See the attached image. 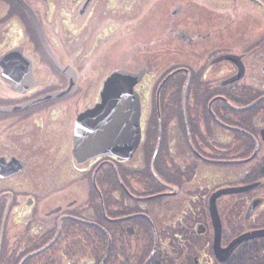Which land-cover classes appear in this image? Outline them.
I'll list each match as a JSON object with an SVG mask.
<instances>
[{"label": "flooded vegetation", "instance_id": "af4514ba", "mask_svg": "<svg viewBox=\"0 0 264 264\" xmlns=\"http://www.w3.org/2000/svg\"><path fill=\"white\" fill-rule=\"evenodd\" d=\"M0 264H264V0H0Z\"/></svg>", "mask_w": 264, "mask_h": 264}, {"label": "water", "instance_id": "95a60500", "mask_svg": "<svg viewBox=\"0 0 264 264\" xmlns=\"http://www.w3.org/2000/svg\"><path fill=\"white\" fill-rule=\"evenodd\" d=\"M19 1L23 2V0H19ZM122 72L123 71L114 72L110 77H108V79L104 83V89L105 90H108L109 85L111 84V82L113 80H115L116 77L119 76V74H122ZM67 91H69V89H67L65 91L64 90L63 91H58V92H55L53 94H50L49 97L62 96V95L67 94L68 93ZM129 92H130V90H129ZM103 104H104L103 102L101 104H97L95 107H93L89 111H87L85 113V116H87L88 114H90V115L91 114H94V112L97 111L101 106H103ZM132 105H133V122H134L135 134L132 137V142H131L130 146L127 147L124 152L121 151V150H119L120 156H123L125 158L131 157V155L133 154V152L135 151V149H136V147L138 145V141H139V138H140V136H139V129H138V126H137V124H138V115H139V105H138V101L137 100H133V104ZM158 121H159V126L158 127H159V133H160V126H161L160 125V116L158 117ZM106 137H109V136H106ZM106 139H108V138H106ZM159 141H160V134L158 135L157 143H156V146H155V149H154V152H153V155H152V159H151V164H150L151 165L152 172L154 173L155 176H156V174H155L154 169H153V162H154L155 156L157 154ZM106 151H108V150H106ZM101 152H105V150H102ZM128 194H130V193L128 192ZM127 217L128 216L121 217V218H118V220L125 219ZM250 235H254V234H250ZM244 237H247V236L245 235ZM155 240H157L156 233H155Z\"/></svg>", "mask_w": 264, "mask_h": 264}, {"label": "rangeland", "instance_id": "374dc122", "mask_svg": "<svg viewBox=\"0 0 264 264\" xmlns=\"http://www.w3.org/2000/svg\"><path fill=\"white\" fill-rule=\"evenodd\" d=\"M171 123H176V121L174 120V122H173V120L171 121ZM171 123H169L168 121L166 122V125H165V127H174V124H171ZM170 125V126H169ZM162 127V126H161ZM154 128H156V126L154 127ZM153 136H151V138H152ZM155 138H156V136H155ZM148 153H149V151L147 152V154H146V159H148L149 157V160H148V162H146V163H149L150 161H151V157L152 156H148ZM146 167V169H147V171H149V172H151V165H148V166H145ZM155 167H156V164H155ZM144 168V167H143ZM156 171H157V168L155 169ZM141 175H142V173H140ZM87 186H88V183H87ZM87 188V187H86ZM118 192V191H117ZM119 193V192H118ZM118 193H116V194H118ZM105 198H106V196H105ZM94 199V198H93ZM95 200L97 201V198L95 197ZM155 200H158L157 198L155 199ZM98 202V201H97Z\"/></svg>", "mask_w": 264, "mask_h": 264}, {"label": "trees", "instance_id": "16d2710c", "mask_svg": "<svg viewBox=\"0 0 264 264\" xmlns=\"http://www.w3.org/2000/svg\"><path fill=\"white\" fill-rule=\"evenodd\" d=\"M150 139L152 140V143H151V145H150V150H149L148 156H149V155L151 156V154H152V149H153V145H154V140H155L156 138H155V136H153L152 138L150 137ZM149 158H150V157H149ZM149 158L147 159V162H148ZM148 173H149V171H148ZM148 239H149V240H153L152 233H149V238H148Z\"/></svg>", "mask_w": 264, "mask_h": 264}]
</instances>
